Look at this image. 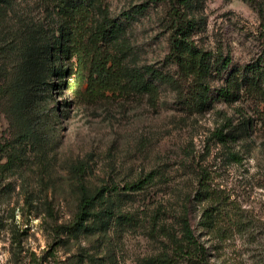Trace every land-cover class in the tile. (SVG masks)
I'll use <instances>...</instances> for the list:
<instances>
[{
    "label": "rangeland",
    "instance_id": "obj_1",
    "mask_svg": "<svg viewBox=\"0 0 264 264\" xmlns=\"http://www.w3.org/2000/svg\"><path fill=\"white\" fill-rule=\"evenodd\" d=\"M173 1L196 22L192 39L211 55L214 92L206 106L190 111L172 85L159 84L157 96L71 107L50 75L49 86L28 92L32 133L16 120L10 97L17 44L43 22L44 7L40 0H0V264H197L174 255L187 209L207 264L264 259L259 237L232 228L198 232L203 206L194 200L205 174L229 213L219 228L242 216L264 236V104L226 103L216 91L233 72L264 59V0ZM173 1L106 0L104 8L113 18L146 9L126 26V63L154 66L176 80L177 67L166 59ZM151 173L144 190L123 191ZM81 184L90 192L117 186L121 195L75 226Z\"/></svg>",
    "mask_w": 264,
    "mask_h": 264
},
{
    "label": "trees",
    "instance_id": "obj_2",
    "mask_svg": "<svg viewBox=\"0 0 264 264\" xmlns=\"http://www.w3.org/2000/svg\"><path fill=\"white\" fill-rule=\"evenodd\" d=\"M40 1L44 7L43 22L36 25L35 32H25L16 47L17 75L11 89V110L23 130L33 133L36 128L29 111L33 110L34 104L28 92L49 86L50 75L57 78L59 89L67 94L65 104L71 107L96 105L116 98L132 99L145 94L157 96L159 84L172 85L178 92L179 103L190 111L206 106L211 100L214 92L208 80L211 55L192 39L196 22L184 18L173 0L169 9L171 33L166 59L177 67L176 80L154 66H129L126 63L130 52L123 38L126 26L144 16L146 9L143 7L125 12L121 18H113L104 8L106 0ZM224 82L216 89L220 100L234 103L246 99L264 104V59L236 70ZM154 178L151 173L144 179L126 184L123 191L144 190ZM120 195L121 189L117 186H103L90 192L81 184L75 226L91 222L98 207L104 213L108 211L110 199ZM194 200L203 206L198 232L226 234L235 229L238 234H250L264 240L253 220L244 221L242 216L235 221L234 227L219 228V222L229 213L225 200L219 198L218 191L205 174L200 178ZM188 214L189 209L184 210L180 219L182 236L174 255L178 260L207 264L208 249L196 235ZM126 220L131 219L126 216ZM259 264H264V259Z\"/></svg>",
    "mask_w": 264,
    "mask_h": 264
}]
</instances>
